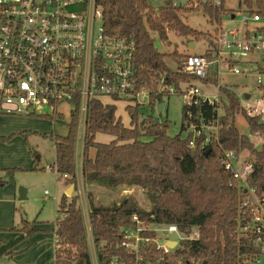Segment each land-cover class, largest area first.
<instances>
[{
	"label": "trees",
	"instance_id": "obj_1",
	"mask_svg": "<svg viewBox=\"0 0 264 264\" xmlns=\"http://www.w3.org/2000/svg\"><path fill=\"white\" fill-rule=\"evenodd\" d=\"M96 3L103 9L106 35L135 41L137 54L133 92L125 107L130 117L129 125L117 116L115 104H105L100 99L90 102L82 151L83 177L87 185L98 184L110 189L140 186L151 202L150 209H145L135 196L130 195L118 203L96 204L92 193L88 194L89 224L97 264L137 263L136 252H129L123 245L125 229L135 226L134 215L146 225L175 224L183 234L199 233L198 239L182 240L178 248L169 252L158 249L155 242L143 246L139 252L142 256L140 263L251 264L260 253V246L252 227L249 231L241 230V226L252 222L250 210L240 213L247 192L225 169L220 160V147L217 144L206 149H201L200 145L196 148L190 146L191 137L182 135L185 106L181 132L175 136L168 133V118L161 121L155 115L158 106L171 95L167 90L161 91L162 84L173 85L176 93L181 94L183 85L205 81L181 71L186 55L177 51L172 54L161 52L152 33H157L163 41L168 40L170 31L192 38L190 41L206 40L209 51L216 46L215 34L192 28L183 15L202 9L210 21L217 24V32L227 16L235 15L234 11L226 7L224 0H190L186 6L168 0L159 10L147 0H96ZM242 3L251 16L259 14L264 18V0H242ZM168 56L176 62V67L167 62ZM142 92H148V113L144 111L145 105L137 101V95ZM223 93L227 102L221 117V145L237 153H249L253 169L248 184L258 195L264 196V143L257 147L248 135L240 132L235 120L238 114H243L250 132L262 136L264 122L259 116L247 115L233 92L224 88ZM192 110L195 119L201 114H213V108L206 105ZM78 120L79 111L76 109L67 124L65 136L54 131L49 135L55 141L54 166L59 178L74 184L75 189ZM99 133L111 135L114 139L99 142L96 139ZM9 138L0 136L1 141ZM208 149L211 151L206 155ZM0 185L4 182L0 181ZM58 213L54 264H93L91 242L78 195L64 194ZM22 222L19 230L27 236L37 231L33 222L25 219ZM142 235L152 238L156 233L145 231ZM5 253L16 254L9 250Z\"/></svg>",
	"mask_w": 264,
	"mask_h": 264
},
{
	"label": "built area",
	"instance_id": "obj_2",
	"mask_svg": "<svg viewBox=\"0 0 264 264\" xmlns=\"http://www.w3.org/2000/svg\"><path fill=\"white\" fill-rule=\"evenodd\" d=\"M252 19L257 22L262 18L255 14ZM263 26L244 32L221 27L215 33L216 46L200 56L186 55L181 67V71L204 79V84H215L218 90L212 94L199 85L182 86L185 131L191 137L192 148L200 145L206 149L217 144L225 169L247 192L240 213L250 210L252 222L241 226V230L249 231L252 227L260 246V253L251 264H264V196L248 184L253 169L249 155L242 157L241 153L225 149L220 132L227 102L224 88L238 97L247 115L259 116L264 122V63L260 56L264 53ZM136 54L135 41L106 35L103 9L96 0H0V115H41L56 123L63 117L60 107L69 104L73 107L71 116L76 109L79 111L77 150L83 131V151L90 102L105 96L114 100L131 98ZM250 54L257 55L247 59L257 74L256 86L236 88L219 84L224 75L222 67L230 76L243 74L238 62ZM164 90L177 94L173 85L162 84L161 91ZM205 105L213 108V114H201L195 119L192 109ZM132 219L135 226L125 229L123 245L129 252H136V264H144L140 263L139 252L152 242L169 252L178 248L182 240L199 238L197 231L183 234L175 224L146 225L137 215ZM145 231H153L156 236L142 235ZM173 232L178 234L175 249L167 246Z\"/></svg>",
	"mask_w": 264,
	"mask_h": 264
},
{
	"label": "rangeland",
	"instance_id": "obj_3",
	"mask_svg": "<svg viewBox=\"0 0 264 264\" xmlns=\"http://www.w3.org/2000/svg\"><path fill=\"white\" fill-rule=\"evenodd\" d=\"M147 1L156 10H159L168 2V0ZM172 1L179 6H186L190 0ZM202 1L218 2L220 0ZM224 3L228 9L233 10L235 13V15L227 16L224 19L222 25L224 29L239 28L240 32H244L246 29H254L258 25H264V18L257 22L252 19L242 0H224ZM183 19L192 28L209 32L213 35L216 33V28H218L217 24L212 23L202 9L183 15ZM97 27L96 24L94 33L97 32ZM152 36L155 39L157 48L167 54L177 51L182 56H200L207 51L209 46L206 40H194V47L193 44L189 43L192 38L180 36L173 31L168 33V40L166 41L161 40L157 33H152ZM253 56L250 54L238 62L243 74H239L236 77L228 75L226 68L222 67L224 75L219 80V84L231 85L236 88L256 86L258 84L257 74L252 71L251 63L247 60ZM260 56L261 62L264 63V53H261ZM167 62L172 67H176V62L170 56L167 57ZM196 84L201 86L205 92H212V94H217L218 92L215 84L206 85L202 82H197ZM102 101L107 104H115L117 106V116L121 117L125 125H129L130 117L125 109L126 104H128L127 100H114L105 96ZM137 101L145 105L144 111L148 113V92L138 94ZM60 108L63 113L62 121L55 124L50 120V117L41 115H0V136L10 137L6 141L0 140V181L4 182V185H0V232H3L0 233V249L2 250L5 245L2 234L15 233L18 243H15L14 248L16 246L18 252L15 255L17 261L13 260L14 263L36 264V259L43 254L42 264H54L56 250L55 230L57 218L60 216V213H58L59 204L61 197L67 194V190L71 186L65 178H59L56 168L55 170L51 169L56 164V149L55 141L49 135L52 131L59 136L67 134V124L71 121V111L73 110V107L69 104H63ZM183 111L184 102L182 95L171 94L165 101L164 110L161 113L157 111L155 115L161 121L168 118L170 121L168 133L171 136H175L181 132ZM235 123L240 132L248 135L257 147L264 143L263 136L250 132L249 125L243 114L236 116ZM34 124H38L41 128L40 132L31 130ZM182 135L185 137L188 136V133L183 131ZM82 139L83 131L80 132L78 139V162L82 158ZM96 139L99 142H109L114 137L99 133ZM240 153L242 157L249 155L246 151ZM80 176L79 184L70 196L77 194L82 209H84L91 242L93 264H97V255L89 224V212L91 209L88 194L92 193L96 204L110 205L118 203L124 197L130 195L135 196L139 204L145 209H150L151 202L140 186H122L117 189H110L98 184L87 185L84 178H82V173ZM24 189L26 190V198L20 199V191ZM23 219L33 222L38 230L30 236H26L27 234L22 230H17V228L23 226ZM13 226L16 229H13ZM6 263H12V259L3 255L0 259V264Z\"/></svg>",
	"mask_w": 264,
	"mask_h": 264
},
{
	"label": "crops",
	"instance_id": "obj_4",
	"mask_svg": "<svg viewBox=\"0 0 264 264\" xmlns=\"http://www.w3.org/2000/svg\"><path fill=\"white\" fill-rule=\"evenodd\" d=\"M190 44H193L194 43V47H195V42H193V41H191V42H189ZM2 119V118H1ZM51 120V119H50ZM1 121V120H0ZM55 124V123H54ZM34 130V131H38V132H40L41 130V128L38 126V124H34V127H32L31 128V130ZM1 132H4V131H1ZM44 132V131H43ZM53 132V131H52ZM2 134H4V133H2ZM1 136H5V135H1ZM10 144V143H9ZM8 146V145H7ZM79 161V159H78V154H77V186H78V184H79V180H80V175H81V173H82V158H81V163L80 162H78ZM82 178H84L83 177V173H82ZM68 186H69V184H68ZM82 206V205H81ZM83 212H84V209H83ZM84 216H85V213H84ZM86 219V218H85ZM14 227V226H13ZM34 228H36L35 226H34ZM20 228H17V230H19ZM37 229V228H36ZM38 230V229H37ZM0 233H3V232H0ZM21 233V232H20ZM22 234V233H21ZM24 235H26L25 233H23ZM3 235V237H4V241H5V245L2 247V250L0 249V259H1V257L3 256V255H6V256H8L10 259H12V263H6V264H19V263H14V261L13 260H16V258H15V255L14 256H10V255H8L7 253H5V251L6 250H9V252H15V253H17L18 251L16 250V246H15V248H14V245H15V243H18V241H17V237H16V235H15V233H4V234H2ZM27 236V235H26ZM55 240H56V234H55ZM55 245H56V241H55ZM55 248H56V246H55ZM43 257H44V255L43 254H41V255H39V257L36 259V264H42V259H43ZM17 261V260H16Z\"/></svg>",
	"mask_w": 264,
	"mask_h": 264
},
{
	"label": "water",
	"instance_id": "obj_5",
	"mask_svg": "<svg viewBox=\"0 0 264 264\" xmlns=\"http://www.w3.org/2000/svg\"><path fill=\"white\" fill-rule=\"evenodd\" d=\"M194 45V43H193ZM247 97H249V95H247ZM164 107H165V103H161L159 106H158V112L161 113L163 110H164ZM211 151V149H208L205 154L208 155L209 152ZM75 189V185H71L69 187V189L67 190V195H71L72 192L74 191ZM26 198V190H21L20 191V199H25ZM177 237H178V234L177 232H173L170 236V239L167 241V246L171 249H175L176 246H177Z\"/></svg>",
	"mask_w": 264,
	"mask_h": 264
}]
</instances>
